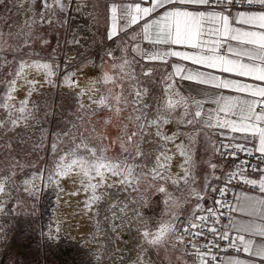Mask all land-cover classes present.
I'll use <instances>...</instances> for the list:
<instances>
[{"label":"snow or ice","instance_id":"1","mask_svg":"<svg viewBox=\"0 0 264 264\" xmlns=\"http://www.w3.org/2000/svg\"><path fill=\"white\" fill-rule=\"evenodd\" d=\"M6 0H0V4H5ZM22 2V0H21ZM238 4H247L249 10L237 11L232 14L229 6L233 0H150V6H143L142 0H129V2H117L114 0L108 6V39L119 33L127 32L134 25H139L140 32L130 36L133 41H147L153 45V50H147L137 42L132 49L142 59L147 61L160 60L167 62L168 57H178L182 60L191 61L195 65H202L205 68L215 69L222 73H230L237 77L248 78L252 81L261 83H244L240 80L220 78L206 72H200L173 64V72L168 73L162 78L165 84L163 95L154 97L151 104L145 102V96L148 89L142 87L141 80L135 71V62L127 58H122L119 64L113 63L112 68L117 70V75H112L105 71L100 77L90 81L86 87L80 88L79 96L89 94L92 104L100 108H106L116 116L127 111L128 115L122 121L121 149L124 155L121 158L113 159L105 155L106 149L103 147L91 146L87 142V137L81 135L79 142L73 141V146L59 157L58 162L49 180L52 176L60 177L76 171L81 177L80 183L83 190H92L91 203L99 200L101 196H107V191L97 195L96 190L102 187L113 188L117 185L123 186L124 189L131 188L132 191H140V184L144 180L152 182L161 181L164 183L171 182L180 188L181 183L187 186L189 196L195 197L198 201L193 207L190 214L184 219L180 218V213L173 211V208H179L180 202L174 199L166 188L161 184L156 190L166 195L165 204L169 218L161 219L156 226L155 231L149 229L148 220L141 221L143 225V238L149 245L171 244L173 248L181 246L182 253L193 255L194 264H256V260L264 261V199L254 196L242 195L236 204H230L227 201L216 200L215 204L219 207L205 208L199 201L204 199V195L197 191V178L194 175L195 161L193 159L194 136L179 131L172 132L168 135L164 131L165 125L173 122L187 126H200V130L225 129L231 133H241V139L247 143L257 140L258 144L250 149L244 143H232L236 136L229 138L228 144H221L219 147L214 142L213 150L235 157L238 153L244 152L247 156H253L254 152L260 155L258 159L264 162V0H235ZM223 5V11H216L213 5ZM168 5H176L166 8ZM178 5H191L197 8L208 6L213 10L193 11L187 7ZM253 5H258V10H252ZM27 8L26 4H23ZM43 9L48 14L41 15L40 20H47L52 23V17H55L57 10L63 12L67 9V4L63 0H43ZM161 9H165L160 12ZM156 14V15H154ZM151 17V19H149ZM27 17L25 18L27 22ZM32 22H35L33 18ZM142 22V23H141ZM235 25L248 26L246 30L243 27ZM255 29V30H251ZM0 41H3V33L0 32ZM232 42H236L235 46ZM78 44L79 40H73ZM159 45H183L193 51H175L159 50ZM223 50V51H222ZM107 55L112 57V52ZM59 70L58 65L35 60L19 61L11 75L13 79L8 81V91L0 107L9 112V120L13 127L21 121H27L34 118V105L28 106V99L20 102L19 107L10 103L14 97L12 93L16 90L17 80H23L29 85L28 96L35 91L36 80H28V74L35 72L43 74L45 83L51 84L52 77ZM140 72L145 77H151L154 69L141 67ZM75 72L65 75L64 80L70 87L79 85L72 81ZM179 76L181 80L195 81L198 84L210 85L217 89H229L236 93L245 94L241 96H223L217 95L209 100L197 99L195 96L184 97L175 91L174 77ZM128 80L132 92L125 93L122 82ZM120 81L121 91L115 94L112 88L104 87L109 84H116ZM102 85L97 88L96 85ZM99 92V99H92V95ZM131 95L133 98L128 99ZM205 103L215 104V109L205 108ZM84 107L83 104L80 105ZM15 108V113L13 109ZM154 112L150 115V109ZM182 109V113L177 110ZM107 123V121H106ZM6 126V122L0 121V127ZM75 127V125L73 126ZM154 129V136L159 138L161 143L155 148V160L149 164L147 155L141 150L142 143H154L152 140L145 141L148 130ZM95 131V129H93ZM214 131H209L206 135H213ZM68 135V133H64ZM76 134L73 133V136ZM179 143H176L177 140ZM175 147V152L169 149L168 144ZM55 149V145H53ZM231 148L230 153L226 150ZM171 153V154H170ZM183 157V162L179 165L180 173L171 172V162L174 155ZM144 156L145 159L137 160ZM248 161L241 160L234 167V171L227 172L224 179L225 187L218 189L221 196L226 194V185L231 183L237 177L242 178L243 183L253 187L258 186L259 191L264 193V169H259L260 178L249 179L245 174V167ZM211 169L216 170L219 166L215 163L210 165ZM258 166L253 165V170ZM110 177H120L118 181L109 182ZM98 178V179H97ZM222 179V177H215ZM10 180L11 178L8 177ZM204 191H217L211 188L205 178ZM96 181V182H93ZM151 187V184L148 185ZM186 189H181V192ZM3 185L0 184V192H3ZM188 197H185V202ZM146 202V201H145ZM228 208L231 212H238L244 216L251 217L248 221L235 220L228 218L227 224L221 223V217L224 213L219 209ZM119 209V212L116 210ZM109 211L113 214V219H123L128 217L129 202L127 200L111 203ZM133 218L139 220L140 213L132 209ZM119 213H124L121 217ZM259 220L260 223L256 221ZM131 222V219L129 220ZM219 226V227H217ZM235 232L236 235L231 237L230 234ZM205 236L212 238L208 243L203 245L196 241L199 237ZM259 237L257 241L255 238ZM187 240V242H186ZM229 241L226 248H220L219 241ZM189 245L192 251H189ZM227 251L233 249L236 252L241 250L248 257L255 259H240L235 257H218L213 249Z\"/></svg>","mask_w":264,"mask_h":264},{"label":"rangeland","instance_id":"2","mask_svg":"<svg viewBox=\"0 0 264 264\" xmlns=\"http://www.w3.org/2000/svg\"><path fill=\"white\" fill-rule=\"evenodd\" d=\"M24 1L22 0V3L21 0H6L0 9V32L2 28L7 30L3 33V41L6 43L0 41V52L5 53L0 59V104L3 103L5 94L9 90L7 82L13 79L11 73L14 72L19 61H46L58 65L59 70L52 77L51 84L45 83L43 74L30 72L28 80L37 81L36 90L30 97L29 85L23 80H17L16 90L12 93L14 99L10 103L18 108L20 102L27 98L28 106L34 105V118H29L26 122L21 121L13 127L8 110L0 107V121L6 122V126L0 127V184L4 189L0 192V264H85L78 253L82 250L77 244L83 246L82 242L92 243L93 237L97 238L100 247L98 264H108L106 257L102 258V254L105 255L108 249H111V244L108 243L110 241L105 238L110 236L107 235V226L110 224L106 222V218L112 201L118 198L119 201L127 200L129 213L132 209L139 211L140 219H134L135 230L139 225L143 227L141 221L147 219L148 227L153 231L161 219L169 218L164 202L166 195L156 190L161 184L166 188L167 193L180 202L179 208H173V211L179 212L181 219L191 213L198 201L195 197L189 196L190 190L183 183L178 188L170 181L164 183L144 180L138 192L132 191L131 188L125 190L120 185L113 188H106L105 185L97 189L96 193L100 195L107 191L108 195L101 196L99 200L91 203V207L86 208L91 200L92 190H83L81 177L76 171L60 177L53 175L49 180L48 177L52 174L59 157L73 146V141L78 143L81 135L87 137V142L91 146L105 148V155L108 157L121 158L124 153L119 137L122 121L128 112H122L118 117L110 110L92 104L89 94L78 95L80 88L86 87L90 81L101 76V66L105 69L112 68L113 63L117 64L119 61L107 55L110 52L107 47L98 51L101 53L99 57L103 60L101 66L89 61L96 44L92 43L90 32L86 31L85 26L83 27L79 22L81 18L88 19V11L91 9L77 5L78 0H66L68 8L63 12L57 10L56 16L51 18L52 23H48L47 20H40L42 14L45 16L48 14L43 7L37 9L35 3L37 0H31L30 3L26 0L25 3H29L26 9L28 18L26 22L22 9ZM74 39L79 40V43H73ZM87 41H91V45L87 44ZM85 57L88 58L84 60ZM120 61L122 62V59ZM71 72L76 73L72 81L77 83L78 87H70L64 80L65 75ZM137 74L142 82L141 86L148 89L145 102L151 104L154 99L150 98L153 90L148 88L150 85L147 84V79ZM130 83L132 82L128 80L122 82L125 93L133 91L129 86ZM120 84L121 82L117 81L114 94L121 91V87L118 86ZM96 87L100 88L101 85L97 84ZM99 96L100 93L97 92L92 95V99H99ZM132 98L131 95L128 96L129 100ZM81 104L84 105L83 108L80 107ZM149 111L151 115L154 108ZM13 112L15 113V108ZM154 131L149 129V134L144 138L145 141L152 140L154 143H142L140 146L143 153L150 154L147 155L149 164L155 160L156 153L153 150L161 143L159 138L154 136ZM164 131L171 135L174 131L182 132V129L179 123L173 122L165 125ZM73 133L76 135L73 136ZM179 142L178 139L176 143ZM168 147L175 152L173 144L169 143ZM143 157L141 156L137 163L143 160ZM193 159L194 175L197 178L194 187L204 195L205 199V178H208L209 183L212 175L209 173L205 177L208 172L202 169L204 167L201 166L202 157L195 154ZM182 162L183 157L178 154L173 156L171 162L173 174L181 172L179 165ZM8 177L11 179L9 180ZM119 179L120 177H110L109 182ZM149 184L151 187L148 186ZM181 189L186 190L181 192ZM185 197H188L186 202ZM69 199L74 202L71 208L70 206L67 208ZM204 199L199 203L203 204ZM11 201L13 205L8 206ZM63 203L67 205L64 206ZM57 207L58 209L54 210ZM57 211L63 214L65 212V217H72L74 219L72 224L77 220L73 229L78 242L75 243L70 239L71 235L66 234V229L59 223L61 213ZM83 215H86V218ZM91 215L95 218L90 221L88 218ZM112 224L114 225L111 227L112 236L117 241L111 253L114 258L121 254L126 246L129 248L134 245L142 248L143 254L148 255L150 264H190L171 244L149 245L143 238V230L134 232V229L119 224L117 219H113ZM119 230L128 235V243L122 242ZM114 232H118L117 236ZM68 241L72 243L69 246Z\"/></svg>","mask_w":264,"mask_h":264},{"label":"crops","instance_id":"3","mask_svg":"<svg viewBox=\"0 0 264 264\" xmlns=\"http://www.w3.org/2000/svg\"><path fill=\"white\" fill-rule=\"evenodd\" d=\"M18 1V0H17ZM28 2L30 3L31 0H28ZM63 2L65 4H67L66 0H63ZM76 2V1H74ZM114 2V0H78V2L76 3L77 5L81 6V7H87L86 9H91L88 11V19H89V23L91 24V27L93 28V31H90L91 33V37H92V42L95 43V47L94 48V53L93 56H89V61L93 62L94 65L97 64V66H101L103 64V60L101 57H99L101 55V53H99L98 51L100 50H105V48L107 50H109L110 52H112V57L115 60H119L117 62V64L121 63V59L122 58H127L129 60H132L135 62V71L136 73H139V76L141 75L142 77H144L145 79H147V84H149L150 86L148 87L150 90H153V92H151V97H154L155 93L158 91L159 95L162 96L163 95V89L165 87V84L162 82V78L164 76H166L168 73L173 72V68L172 65L173 64H178L181 65L182 67L188 68V69H192V70H196V71H200V72H206L209 73L211 75H215L218 76L220 78H227V79H235V80H240L241 82L244 83H256L259 84L261 82L259 81H252L248 78H244V77H237L234 76L233 74L230 73H222L218 70L215 69H209V68H205L202 65H195L193 64L191 61H187V60H182L178 57H168L167 62H163L160 60H156V61H147L142 59L139 55H137L135 52L132 51V49L135 47L136 43L139 42L140 46L144 49L147 50H153V45L149 44L147 41H133L130 39L131 35L134 34H138L140 32V27L139 25H134L131 28H129L127 30V32H122L119 33L117 36L113 37L112 40L108 39V29H109V21H108V6ZM117 2H124L127 3L129 2V0H117ZM29 3L27 4V7L29 5ZM36 3V7L37 9L42 8V4H43V0H37L35 1ZM142 4L143 6H150V0H142ZM4 5L0 4V9H2ZM68 4H67V8H68ZM176 5H168L166 6V8H171L174 7ZM179 7H187L189 10H193V11H204V10H210L207 9L205 6H201L199 8H197L196 6H191V5H178ZM22 9H24V17H27V11L26 8L22 7ZM165 9H161L160 12H163ZM217 11V10H216ZM232 14H235L237 11H230ZM26 14V16H25ZM156 15V14H154ZM91 19V20H90ZM151 19V17L149 18ZM142 23V22H141ZM235 26H239V27H243L246 30H250L248 29V26L245 25H235ZM251 30H255V29H251ZM5 30L4 28L1 29V32L4 33ZM91 42V41H89ZM233 45L235 46L236 42H232ZM159 50L164 51V50H175V51H188L191 52L193 51L192 49H188L183 45H159L156 46ZM223 51V50H222ZM5 53L2 51L0 52V59L2 58V55H4ZM88 57H85L84 60H86ZM90 62V63H91ZM101 73L100 75H102L105 71L109 72L112 75H117V70L113 69V68H106L101 66ZM141 67L143 68H152L154 69L153 75L151 77H145L142 75V73L140 72ZM117 84V83H116ZM116 84H109L107 86L104 87H108L112 88V91L116 90ZM174 84H175V91L179 92V94L181 96L184 97H190V96H195L197 99H202V100H211L212 98H214L217 95H223V96H241L244 97L245 94L243 93H236L232 90L229 89H217L215 87H212L210 85H204V84H198L195 81H188V80H181L179 78V76H175L174 77ZM102 86V85H101ZM205 108H212L215 109L216 105L212 104V103H205ZM179 113H182V109H178L177 110ZM181 125V129H182V133L185 134V137L189 134L194 136V146H193V156L198 155L200 157H202V161H201V166L202 169L206 170L208 173L206 174L205 177H207V175H209V173L213 172V169H211L210 165L212 163H215L217 165L220 164V152H216L213 150L212 144L211 142H214L216 144L217 147H219L221 144H223L225 141H229V138L231 136H236L237 139L232 141L233 143H244L245 146L247 148H254L257 144L258 141L257 140H253L252 143H247L246 141L241 139L242 134L241 133H231L225 129H216V130H208V129H204V130H200V126L197 125L195 127L193 126H187V125ZM209 131H214L215 134L209 136L206 135L207 132ZM257 154H259L258 152H255ZM260 178V174H250L249 179H259ZM242 195H247V196H254L257 197L259 199H264V193H261L260 191L258 193H250V192H238L235 198V202L234 204H236L237 199L242 196ZM204 202V201H203ZM232 218L235 220H243V221H248L250 219H252L251 217H247L244 216L238 212H233L232 213ZM257 223H260L259 220L256 221ZM236 234V233H235ZM257 241L260 240L259 237L255 238ZM227 257H235V258H240V259H244V260H248V259H255L252 257H248L245 253H243V251L241 250V254L239 256H227ZM256 264H264V261H260V260H256Z\"/></svg>","mask_w":264,"mask_h":264},{"label":"built area","instance_id":"4","mask_svg":"<svg viewBox=\"0 0 264 264\" xmlns=\"http://www.w3.org/2000/svg\"><path fill=\"white\" fill-rule=\"evenodd\" d=\"M207 9L210 10H217V11H223V5H213V8H209L208 6H205ZM259 6L258 5H253L252 6V10H258ZM249 10V6L245 3V4H238L235 2V0H233V4L229 6V11H246ZM159 92L157 91L154 95V97H158L160 96L158 94ZM152 97L151 100L154 98ZM264 109H257V111H262ZM229 141H225L223 144H228ZM233 143V142H232ZM232 151L231 148L226 150V153H230ZM260 154H257L254 152L253 156L249 157L247 156L244 152H240L238 153L235 157L225 154V155H221L220 154V164L218 165L219 167L216 170H213L212 172V176L210 178L209 184L211 186V188L217 189V191H210V192H206L205 193V199L203 202V206L205 208H209V207H219L218 205L215 204L216 200H221L223 201H227L230 204L234 205L235 202V198L238 192H250V193H258L259 192V188L258 186L253 187L251 185H246L243 183L242 178L237 177L236 179H233L231 183L226 185V194L224 196L220 195V192L218 191L219 188L221 187H225V183H224V179H226L225 174L227 172L230 171H234L235 170V165L237 163H239L241 160H246L248 161V164L246 165L244 171L245 174L248 176H250V174H260L259 169H264V162H261L258 157ZM253 165H257L258 168L257 170H253ZM215 177H222V179H216ZM220 212L224 213V215L221 217V223L222 224H227L228 223V218L232 217V213L231 211H229L228 208H222L219 209ZM219 227V226H217ZM235 232H232L230 234V239L231 237L235 236ZM212 237L209 236L208 238H206L205 236H201L198 238V240L196 241L198 244L203 245L205 243H208V240L211 239ZM187 242V240H186ZM229 241H224V240H220L219 241V246L220 248H226L228 245ZM176 248L179 250L180 254L182 257H184L185 259H187L189 261L190 264H194L195 261V257L193 255H185L182 253V249L181 246L177 245ZM189 251H192L191 246L189 245ZM213 252L215 254H217L218 257H227V256H239L241 254L240 252H236L233 249H228L227 251H220L219 249L214 248ZM196 264H198V262H196Z\"/></svg>","mask_w":264,"mask_h":264},{"label":"bare ground","instance_id":"5","mask_svg":"<svg viewBox=\"0 0 264 264\" xmlns=\"http://www.w3.org/2000/svg\"><path fill=\"white\" fill-rule=\"evenodd\" d=\"M26 1V0H25ZM25 1H24V4H26L27 5V3H25ZM23 3V2H22ZM22 7L24 8V6L22 5ZM27 9V8H26ZM79 23H81V25H83V27L85 26V28L84 29H86V31H88V32H90V31H93V28L91 27V24L89 23V19H83V18H81V20H80V22ZM91 34V33H90ZM87 44H90V42L89 41H87L86 42ZM93 43V42H92ZM84 44H85V42H84ZM91 45V44H90ZM89 48H90V46H89ZM78 50V49H77ZM81 51V50H80ZM145 157H143V159H144ZM9 190V189H8ZM10 190H11V188H10ZM79 200H81V199H79ZM120 199L118 198V199H115L114 201H112V203H116L117 201H119ZM15 201V200H14ZM13 201V202H14ZM68 202H69V204H68V206H67V208L69 207V208H71L72 207V205L74 204V202H73V200H67ZM82 201V200H81ZM80 201V202H81ZM79 202V203H80ZM61 203V202H60ZM79 203H77V204H79ZM58 204V203H57ZM65 203H63V205H64ZM81 204V203H80ZM79 204V205H80ZM13 205V203H12V201H11V203H10V205H8V206H12ZM59 205H61V204H59ZM62 205V206H63ZM67 205V203L64 205V206H66ZM75 205H76V203H75ZM55 207V206H54ZM74 207V206H73ZM79 207V206H78ZM81 207V206H80ZM87 207H89L88 205L86 206V208ZM61 208H63V207H61ZM75 208H77V207H75ZM85 208V207H84ZM9 209V208H8ZM58 209V207L57 208H55L54 210H57ZM60 209V208H59ZM74 209V208H73ZM69 210V209H68ZM67 210V211H68ZM75 210V209H74ZM74 210H72V211H74ZM8 211V210H7ZM60 211H62L61 209H60ZM60 211H57L58 213H61ZM65 211V210H64ZM87 211V210H86ZM117 212H119V209H117L116 210ZM131 211V210H130ZM9 212V211H8ZM7 212V213H8ZM88 212H89V210H88ZM71 213V212H70ZM73 213H75V212H73ZM77 213V212H76ZM84 213V212H83ZM57 214V213H56ZM55 214V215H56ZM64 214H65V212H64ZM63 213H61L59 216V223H61V226H63V228H65L66 229V234H70L71 235V237H70V239L72 240V241H77L78 242V240H77V238L78 237H76L75 236V234H74V232H75V229H73V225L76 223V221L77 220H75L74 221V223L72 224V221L74 220L72 217H65V215H64ZM67 214V213H66ZM79 214V213H78ZM87 214V213H86ZM71 215V214H70ZM73 215V214H72ZM80 215V214H79ZM90 215V214H89ZM93 215V214H92ZM91 215V217L90 218H88L90 221L91 220H94V218H93V216ZM107 215H108V218H106V222L108 223V224H110L109 226H107V235H110V236H106V238H105V240H107V241H110V242H108L109 244H111V249H108V251H107V253L105 254V255H103L102 254V258H104V257H106V260H107V262H108V264H150L151 262H150V258L148 257V255L147 254H143V250H142V248H140V247H137V246H134V245H131L129 248H124L123 249V251H122V253L121 254H118L117 255V257H113L112 255H111V253H112V250H113V246H114V244L117 242L116 241V238L115 237H113L112 235V231H111V227H113L114 225L112 224V220H113V214L111 213V211L110 212H108L107 213ZM119 215L121 216V217H124V213H119ZM75 216V215H74ZM73 216V217H74ZM83 216H85V218H86V215H83ZM78 217V216H77ZM76 217V218H77ZM89 217V216H88ZM131 219V222H129V220ZM134 219L135 218H133V212H128V217H126V218H123V219H117L118 220V223L119 224H123L125 227H128V228H132V229H134L135 227H134ZM88 220V221H89ZM79 221H80V219H79ZM84 221V220H83ZM115 221V220H114ZM113 221V222H114ZM81 223V222H80ZM87 223V222H86ZM78 224H79V222H78ZM88 224V223H87ZM90 224V223H89ZM76 225V224H75ZM91 225V224H90ZM122 228H124V227H122ZM79 229V228H78ZM113 230V229H112ZM129 230H131V229H129ZM135 230V229H134ZM143 230V227L142 226H138V227H136V230L134 231V232H139V231H142ZM91 233V232H90ZM89 233V234H90ZM118 233V232H117ZM117 233H115L114 232V234H116L115 236H117ZM87 236V235H86ZM65 239H67V238H65ZM69 239V240H70ZM67 241V240H66ZM65 241V242H66ZM91 241H92V243L91 242H87L86 241V243L84 244L83 242L81 243L83 246H81L80 244H77V247L80 249V250H82V251H78V253H79V255H81V258L83 259V261L85 262V264L86 263H88L89 264V262L91 261V264H98V255H99V248L100 247H98V240H97V238H95L94 239V237H93V239H91ZM129 242V241H128ZM68 244V246L69 245H71L72 243H70L69 241L67 242ZM76 243V242H75ZM89 243V244H88ZM91 243V244H90ZM133 244V243H132ZM117 250V249H116ZM142 250V251H141ZM118 251V250H117Z\"/></svg>","mask_w":264,"mask_h":264},{"label":"flooded vegetation","instance_id":"6","mask_svg":"<svg viewBox=\"0 0 264 264\" xmlns=\"http://www.w3.org/2000/svg\"><path fill=\"white\" fill-rule=\"evenodd\" d=\"M119 231H120V235H121L120 239L122 240V242L128 243V241H129L128 235L126 233L124 234L123 232H121V230H119Z\"/></svg>","mask_w":264,"mask_h":264}]
</instances>
